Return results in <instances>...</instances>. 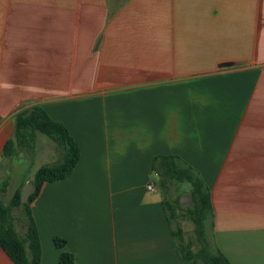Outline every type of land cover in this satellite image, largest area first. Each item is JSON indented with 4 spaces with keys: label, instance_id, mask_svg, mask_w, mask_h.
<instances>
[{
    "label": "crops",
    "instance_id": "0c3cea01",
    "mask_svg": "<svg viewBox=\"0 0 264 264\" xmlns=\"http://www.w3.org/2000/svg\"><path fill=\"white\" fill-rule=\"evenodd\" d=\"M34 106L80 151L31 204L39 264H58L54 237L74 264H191L155 185L161 155L209 188L230 264H264V0H0V183L14 190L63 158L52 141L3 157Z\"/></svg>",
    "mask_w": 264,
    "mask_h": 264
},
{
    "label": "trees",
    "instance_id": "16d2710c",
    "mask_svg": "<svg viewBox=\"0 0 264 264\" xmlns=\"http://www.w3.org/2000/svg\"><path fill=\"white\" fill-rule=\"evenodd\" d=\"M46 136L63 152L62 161L56 165H44L34 174V193L27 203L20 201L21 187L17 189L7 205L0 202V248L12 264H39L40 244L31 204L46 182L60 181L70 176L79 161V147L65 126L52 120L39 106L18 113L14 122L13 138L3 147V157L12 159L18 149L32 150L36 135ZM151 170L157 178L162 205L171 228L173 249L182 260L191 264H230L218 249L213 235V208L210 190L200 174L175 155L154 157ZM186 183L190 187L192 206L181 208L179 199L168 197L175 184ZM7 180L0 184V196L5 193ZM20 210L23 234L20 236L13 226V210ZM188 219L193 224V237L186 238L180 221ZM55 247L61 251L58 264H74L71 253L64 251L65 241L53 238Z\"/></svg>",
    "mask_w": 264,
    "mask_h": 264
},
{
    "label": "rangeland",
    "instance_id": "374dc122",
    "mask_svg": "<svg viewBox=\"0 0 264 264\" xmlns=\"http://www.w3.org/2000/svg\"><path fill=\"white\" fill-rule=\"evenodd\" d=\"M38 136H39L38 142L34 146L36 147V151L39 153V152H42V149H43L40 145L41 143L42 144H44V143L45 144H52V142L44 135L40 134ZM54 157H55V159H58L56 155H54ZM17 177H18L17 174L16 175L13 174V176H12L13 181L16 180ZM155 185L159 191L158 184H157V178L155 181ZM15 191L16 190L13 189V185H8L5 193H3L0 196V202L4 205H7L9 203L10 199L12 198ZM189 193H190L189 185L186 183H180V184H175L171 187L170 192L168 194V197L172 200H176L182 196H189ZM162 198H163V196H162ZM20 212H21L20 210L14 209L12 212V216L14 218V220H13L14 229L21 236L24 232V229L22 227V219H21L22 216H21ZM180 224H181V227L185 233L186 238L193 237V231H192L193 230V224H192V222L188 219H183L180 221Z\"/></svg>",
    "mask_w": 264,
    "mask_h": 264
},
{
    "label": "water",
    "instance_id": "95a60500",
    "mask_svg": "<svg viewBox=\"0 0 264 264\" xmlns=\"http://www.w3.org/2000/svg\"><path fill=\"white\" fill-rule=\"evenodd\" d=\"M35 191V187L31 184H24L22 189H21V193H20V201L22 204H25L28 202L29 197L34 193ZM179 203L181 205V208H187L192 206V200L190 198V196H182L179 198Z\"/></svg>",
    "mask_w": 264,
    "mask_h": 264
},
{
    "label": "built area",
    "instance_id": "2783aa9c",
    "mask_svg": "<svg viewBox=\"0 0 264 264\" xmlns=\"http://www.w3.org/2000/svg\"><path fill=\"white\" fill-rule=\"evenodd\" d=\"M147 190H153V185L152 184L147 185Z\"/></svg>",
    "mask_w": 264,
    "mask_h": 264
}]
</instances>
